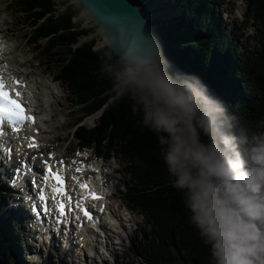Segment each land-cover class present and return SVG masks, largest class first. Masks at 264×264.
Returning a JSON list of instances; mask_svg holds the SVG:
<instances>
[{"label":"trees","instance_id":"obj_1","mask_svg":"<svg viewBox=\"0 0 264 264\" xmlns=\"http://www.w3.org/2000/svg\"><path fill=\"white\" fill-rule=\"evenodd\" d=\"M21 1L34 19L30 36L36 49L52 60L60 57L59 78L84 114L102 111L94 127L79 128L78 145H95L101 153L115 151L130 162L134 184L132 188L127 184L129 200L148 215L153 230L136 249L141 264H211V247L188 222L189 213L181 194L170 185L156 136L133 114L127 94L116 98L111 72L120 58L109 47L97 48L94 40L78 45L88 32L69 11L54 16L55 0ZM250 1L264 20V0ZM153 3L147 0L148 6ZM174 4V17L152 25L167 70L198 76L235 116L234 131L264 132V42L257 55L242 59L224 33L213 0H174ZM35 9L40 12L33 14ZM12 234L10 225L0 228V264L14 263L13 252L21 240Z\"/></svg>","mask_w":264,"mask_h":264},{"label":"clouds","instance_id":"obj_2","mask_svg":"<svg viewBox=\"0 0 264 264\" xmlns=\"http://www.w3.org/2000/svg\"><path fill=\"white\" fill-rule=\"evenodd\" d=\"M161 51L142 37L122 49L116 98L156 136L211 264H264V132L234 131L228 106L198 76L168 71Z\"/></svg>","mask_w":264,"mask_h":264},{"label":"rangeland","instance_id":"obj_3","mask_svg":"<svg viewBox=\"0 0 264 264\" xmlns=\"http://www.w3.org/2000/svg\"><path fill=\"white\" fill-rule=\"evenodd\" d=\"M20 0H0V22L4 21L8 18L6 25L3 27V32L8 37L12 38L14 43L18 48V50H21L23 52H27V60L30 62L32 59L41 58L42 59V65L38 66V62L36 60H33L32 63V69L24 68L22 70L23 73H26L27 71H32V74L36 75V79L40 80L42 82H45L51 79H54L55 76L57 77L59 75L60 70V63L61 59L60 57L55 58V60H50L46 53L43 51L38 52L36 49L34 50V46L32 44L27 43V35L31 32L30 30V24L27 21V15L25 12H23V9L20 7L19 4ZM56 7L55 12L53 13L54 16H58L59 14L65 13L67 11L71 12L74 15V22L80 27L82 30H86L88 32L87 36H81L79 39V44L82 45L86 42H89L91 40L95 41V45L97 48H103L107 47L109 45H106V40L104 37V34L91 19H88L87 16L84 15V9L81 5H79L76 0H55ZM173 0H154V3L152 6H149V8H153L156 5L161 4L162 6V16L158 14L152 15L150 14V21H155V18H158L160 21H165L168 18H172L176 15L174 13V9L172 7ZM141 4L148 9L147 6V0H141ZM169 5V6H168ZM241 5V8L239 7ZM168 7L171 8V13H167L165 11ZM239 8V11H237L234 15L233 13ZM224 10V16L227 19V22L237 20L240 21L242 19H239L237 14H245L246 13V5L242 2V0H226V5L223 8ZM161 11V10H160ZM174 13V14H173ZM41 24V23H38ZM232 28V27H231ZM254 32V30L250 29L246 37L243 39V47L244 50L254 51L256 50L257 44L254 39H252L251 36H249L250 33ZM76 45V46H78ZM62 50V49H58ZM62 52V51H60ZM63 54V53H62ZM117 69L122 67V64L117 62L116 63ZM116 69V70H117ZM57 84H61L58 82ZM62 85V84H61ZM42 99L44 100L43 96ZM75 101V102H74ZM40 103L37 104V106ZM52 110L50 111V106L45 104V108L39 109L38 111L41 112L40 117L42 118L44 114H47V120L45 122H40L46 133L44 135L46 144H51L53 146V150H56L57 155L59 157L72 159L73 157L76 158L77 153L76 150L78 149L77 143L78 140L74 135V132L76 130L75 125L78 122L79 126H84L87 128H92L97 124V116H99L100 113H97V115L93 116H87L84 114L85 109L82 106H79L76 102V100L73 99V96L71 95L69 89L67 86L62 85L60 90H58V93L53 97L52 100ZM47 112V113H46ZM84 116H87V119H83ZM95 116V117H94ZM94 117L95 122L91 120V118ZM98 119V118H97ZM93 150V149H91ZM94 151V150H93ZM103 164L105 165L104 172L109 173L113 171L115 168H118L121 174H117L116 179H113L110 181V185H117L118 188L121 191L119 198H117L118 202H120V198L124 202V195H123V182L125 180L128 181L129 175L124 176V168L126 163L122 162L117 157L112 158L110 160H103ZM111 177V176H110ZM112 179V178H111ZM120 181V182H119ZM25 197H27L25 195ZM12 211V208H7L6 211ZM8 215L6 214V217ZM131 219H128L125 217L126 220L125 226H126V234L129 235V242L126 243L124 241H121L119 245H114L113 242H118V240L113 237L111 241L108 242V245L102 244L98 245L99 247L94 249V251L91 250V247H86V251L89 255V258H85L86 261L81 260L78 264H93V259L91 256L95 255L98 257H105L106 260H108V264H138L137 259L134 258V255L132 253V241L136 239V234L143 233L144 232V226H145V219L140 214H132L131 213ZM123 222V221H122ZM123 224V223H122ZM136 230V231H135ZM24 235L28 238L30 237L24 232ZM138 240V239H137ZM30 241V244H33V241L31 239H27V243ZM29 244V243H28ZM105 253H108L105 254ZM24 260H28L25 264H42L44 257H39L38 254H33L31 252H27V247L24 249ZM81 259H83L81 257ZM54 264H72L71 263V256H64L63 259L57 260V257L54 258ZM96 264H106L105 261L99 260L96 262Z\"/></svg>","mask_w":264,"mask_h":264},{"label":"water","instance_id":"obj_4","mask_svg":"<svg viewBox=\"0 0 264 264\" xmlns=\"http://www.w3.org/2000/svg\"><path fill=\"white\" fill-rule=\"evenodd\" d=\"M76 2L87 11L94 23L103 29L109 48L119 58L122 49L139 37L146 38L158 48L152 21L144 16V9L147 8L141 4V0H76ZM149 11L151 14V10Z\"/></svg>","mask_w":264,"mask_h":264},{"label":"snow or ice","instance_id":"obj_5","mask_svg":"<svg viewBox=\"0 0 264 264\" xmlns=\"http://www.w3.org/2000/svg\"><path fill=\"white\" fill-rule=\"evenodd\" d=\"M19 91L16 92V96H19ZM28 119V116L25 114V108L22 103L14 98L12 91L6 85L4 79L0 77V137H3L6 134L7 125L11 126L13 131H18V125L24 123ZM30 147L32 145H29ZM35 159V158H34ZM42 164L46 165L45 172L46 175L43 177V180L46 181L47 177L51 176L58 182V184H63L64 180L61 178L58 171L54 172L53 168L48 161H42ZM79 171V169H78ZM83 187L87 188L88 186L85 184ZM33 188L37 189L36 185V177L33 175ZM59 191V189H57ZM92 199H99L100 197L94 192L91 191ZM40 200H47V197L42 193H38ZM41 209H37V213H39ZM44 213L50 211V209L45 205L42 209ZM60 211H64V205L61 204ZM84 214L86 216H90V213L87 209H84Z\"/></svg>","mask_w":264,"mask_h":264},{"label":"bare ground","instance_id":"obj_6","mask_svg":"<svg viewBox=\"0 0 264 264\" xmlns=\"http://www.w3.org/2000/svg\"><path fill=\"white\" fill-rule=\"evenodd\" d=\"M79 4V3H78ZM169 6V5H168ZM166 10H168V11H165V12H167V13H171V8L170 7H168ZM84 15L85 16H87V18L88 19H91L93 22H94V20L90 17V15L87 13V11L84 9ZM142 11V10H141ZM238 11H239V9H238ZM143 12V11H142ZM239 13H240V11H239ZM237 14V16L238 15H240V14ZM143 14H144V16H146L148 19H150V17H151V15H150V11L147 9V10H145L144 9V12H143ZM152 15H155V13L154 12H152ZM102 30V32H103V29H101ZM103 34H104V32H103ZM104 37H105V40H106V45H108V40H107V38H106V36H105V34H104ZM29 77V76H28ZM29 79V78H28ZM56 81V80H55ZM35 83V82H34ZM36 85H37V83H36ZM36 95H38V96H42V93H39V92H37L36 93ZM56 95V93H53V92H50V93H48V95L46 96V98H47V100L49 101V106H50V111L52 110V100H53V97ZM38 109H39V107H38ZM95 117V116H94ZM94 117H92L91 118V120L93 121V122H95V119H94ZM97 118H98V116H97ZM97 118H96V120H97ZM13 138H14V141L15 142H18L19 143V145H18V149H19V152L20 153H23V152H28L29 151V148H28V142H27V140H26V136L24 135V134H18V135H15V136H13ZM29 162V161H28ZM101 164H102V161L101 160H97L93 165L95 166V167H101ZM63 168V167H62ZM32 168H31V166L29 165V168L28 169H26V170H24L23 171V173H22V176L19 178V181L17 182V185L18 186H22L23 185V182L25 181V177L27 176V174L30 172V170H31ZM63 169H65V168H63ZM66 170V169H65ZM67 172V171H66ZM85 172H86V170H85ZM68 173V172H67ZM70 178H71V176H70ZM80 179V177H78V176H74V180L71 178V180L72 181H74V182H77L78 180ZM95 183V182H94ZM95 187L96 188H99L96 184H95ZM99 189H101V188H99ZM110 214L112 215V217H114V218H116V220H118V217H117V215H115V214H113V212H112V208L110 207ZM119 217H120V215H119ZM130 218V217H129ZM118 228H119V222H117V221H112L110 224H109V226L108 227H106V230L107 231H110V232H115L116 230H118ZM84 232H86V231H84ZM84 234H86V233H84ZM88 241V236H86V239H85V241H84V244L86 243Z\"/></svg>","mask_w":264,"mask_h":264}]
</instances>
